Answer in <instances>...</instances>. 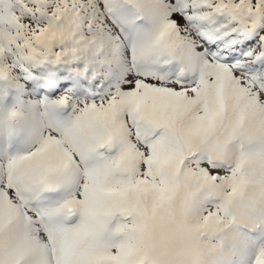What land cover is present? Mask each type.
<instances>
[{"label": "snow or ice", "instance_id": "obj_1", "mask_svg": "<svg viewBox=\"0 0 264 264\" xmlns=\"http://www.w3.org/2000/svg\"><path fill=\"white\" fill-rule=\"evenodd\" d=\"M0 264H264V0H0Z\"/></svg>", "mask_w": 264, "mask_h": 264}]
</instances>
